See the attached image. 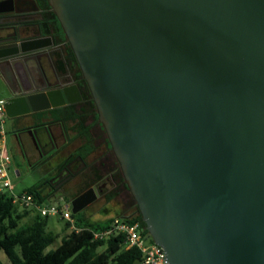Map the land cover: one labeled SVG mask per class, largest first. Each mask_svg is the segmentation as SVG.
<instances>
[{"label": "water", "instance_id": "95a60500", "mask_svg": "<svg viewBox=\"0 0 264 264\" xmlns=\"http://www.w3.org/2000/svg\"><path fill=\"white\" fill-rule=\"evenodd\" d=\"M49 1L168 264H264V0ZM17 80L9 119L77 101Z\"/></svg>", "mask_w": 264, "mask_h": 264}, {"label": "flooded vegetation", "instance_id": "af4514ba", "mask_svg": "<svg viewBox=\"0 0 264 264\" xmlns=\"http://www.w3.org/2000/svg\"><path fill=\"white\" fill-rule=\"evenodd\" d=\"M40 3L41 0H0V78L4 85H11L14 90L18 85L17 76L21 85H46L41 88L43 91L63 90L64 99L68 100L75 97L72 95L75 86L77 101L40 111L46 118L33 113L10 120L17 135L28 133L29 128L35 130L38 155L29 168L32 166L42 174L38 181L52 189V196L74 199L85 193L91 199L88 206L100 197L107 181L110 180L107 191L122 188H116L113 179L117 169L121 173L122 170L98 118L88 84L84 78H78L81 69L65 33L60 38L42 32ZM20 42L37 49L21 52ZM14 50L18 52L6 54ZM71 105H74L75 117L61 110ZM85 129L87 136L83 133ZM75 140L77 144L72 145ZM63 150L68 151L66 155L51 162ZM24 154L28 157L25 151Z\"/></svg>", "mask_w": 264, "mask_h": 264}, {"label": "trees", "instance_id": "16d2710c", "mask_svg": "<svg viewBox=\"0 0 264 264\" xmlns=\"http://www.w3.org/2000/svg\"><path fill=\"white\" fill-rule=\"evenodd\" d=\"M40 7L42 8V19L40 21L42 32L58 35L62 38L64 32L50 1L41 0ZM81 74L79 70L78 78L80 80L83 79ZM61 110L73 115L75 109L74 105H71ZM39 114H42V112H39ZM95 116L97 117V114ZM73 117H75V114ZM83 133L87 136L86 129ZM86 153L87 150L83 156ZM113 179L116 180V188L121 186L127 190L124 177L119 168L113 174ZM116 190L107 195L108 200L115 196ZM22 191L33 194L35 201L38 203L54 199L52 189H48L41 180ZM132 201L129 214L116 216L126 217L130 222L137 221L143 235H146L145 224L133 197ZM26 214H28L27 211L20 212L17 209L11 196L0 192V252L4 254L6 259V261L0 259V264H137L141 259L139 249L136 247L125 248L119 236L105 240L93 238L92 232L101 230L108 225L112 217L93 221L86 217L75 218L71 212V218L75 226L79 227V230H71L60 235L58 233L54 234L48 229L47 218L49 216H40L39 214H34L31 223L18 228L19 220ZM64 224L63 230L65 231L69 227V222L65 220ZM58 239L59 241H57ZM149 240L152 241L150 238ZM100 247H103V249L99 250Z\"/></svg>", "mask_w": 264, "mask_h": 264}, {"label": "built area", "instance_id": "2783aa9c", "mask_svg": "<svg viewBox=\"0 0 264 264\" xmlns=\"http://www.w3.org/2000/svg\"><path fill=\"white\" fill-rule=\"evenodd\" d=\"M5 104L6 99L0 97V192L3 189L9 190L8 195L11 196L13 204L16 205L20 212L27 211L28 213L39 214L40 216L59 214L61 218L69 222L68 228L70 231L79 230V227L75 226L71 218L69 202L63 200V204H60L54 203L49 199L38 203L35 201L33 194L29 192L21 191L14 193L12 191L11 180L8 174L9 159L5 154L2 127L6 117ZM92 234L94 239L103 240L119 236L125 248L136 247L141 252V259L137 264H168L163 249L158 244L150 241L147 234L143 235L137 221L130 222L126 217L115 216L112 217L108 225L101 230H94Z\"/></svg>", "mask_w": 264, "mask_h": 264}, {"label": "rangeland", "instance_id": "374dc122", "mask_svg": "<svg viewBox=\"0 0 264 264\" xmlns=\"http://www.w3.org/2000/svg\"><path fill=\"white\" fill-rule=\"evenodd\" d=\"M3 85L4 82L0 78V95H1L0 97L7 98L9 94L5 92ZM2 127H3L4 136L7 140L4 143V148H5V154L9 159L8 174L11 180L12 191L14 193H19L23 189L30 187L32 184L36 183L42 177V174L39 171H37V169H35L34 167L32 168V166L29 168V164L31 163V161H33L34 158L31 156L30 158L26 157L24 154V149L22 147V144L13 138L14 133H13L12 125L7 117H5ZM71 144L76 145L77 140H75ZM109 184H110V180L107 181L106 184L107 187L100 191V197L98 199L93 201L88 206H85L84 209L82 208L80 211L72 212L74 214V217L75 218L86 217L89 220L99 221L106 218H111L116 215L129 214L130 208L133 203L132 195L127 190L120 188L119 190H116L117 192H115L116 193L115 196L108 200L107 195L114 191V190L107 191ZM2 192H4L7 195L9 193V190L3 189ZM60 196L55 195L53 197L54 199H51L52 202L63 204L64 201L68 200L70 203L71 199H73V198L69 199L65 197H63V199L61 198L59 199ZM25 219L26 218L24 217L23 219L19 220L18 228L24 225ZM64 223L65 220L61 218L59 214H55L47 218V227L54 234L55 233L61 234L64 231L63 230V226L65 225ZM57 241H59V239ZM101 249H103V247L99 248V250ZM0 259L6 261L5 256L2 252H0Z\"/></svg>", "mask_w": 264, "mask_h": 264}, {"label": "crops", "instance_id": "0c3cea01", "mask_svg": "<svg viewBox=\"0 0 264 264\" xmlns=\"http://www.w3.org/2000/svg\"><path fill=\"white\" fill-rule=\"evenodd\" d=\"M3 88H4L5 92H7V93L9 94V91H8L7 85H3ZM0 96H1V95H0ZM36 113H37L39 116H43L44 118H46L45 115H43V113H42V114H39V112H36ZM36 118H37V117H36ZM44 118H43V119H44ZM8 119H9V118H8ZM9 121H10V123H11V125H12V129H13V133H14V134H13V138L22 144V147H23L24 151L27 153L28 157H29V158H30V156L33 157V158H34L33 161L35 162V160H36V158H37V155H38V150L36 149L34 143L32 142V139H31L29 133H26V132H25V133L20 132L18 135L15 134V128H14V126H13V123H12V121H11L10 119H9ZM6 141H7V140H6L5 136H4V143H5ZM23 149H22V151H23ZM67 152H68L67 150H63V151L57 153V154L55 155V157L51 159V162H56L59 158H62L63 156H65ZM33 161H32V162H33ZM34 164H35V163H34ZM8 166H9V164H8ZM36 167H38V165H37ZM59 198H60V197H59ZM62 199H63V198H62ZM66 201L69 202L68 200H66ZM70 211L72 212V210H70ZM24 217H25L26 219L24 220L25 223H24L23 226H25V225H27V224H29V223L32 222V220L34 219V214L31 213V212H29V213L26 214ZM24 217H22L21 219H23ZM21 219H20V220H21ZM26 220H27V221H26ZM68 232H70V229H69V228H67V229H66L64 232H62L60 235L66 234V233H68Z\"/></svg>", "mask_w": 264, "mask_h": 264}]
</instances>
